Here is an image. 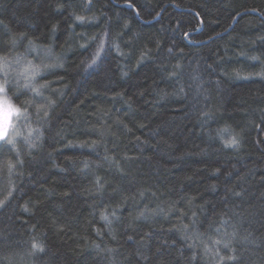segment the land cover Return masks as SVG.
I'll use <instances>...</instances> for the list:
<instances>
[{
  "label": "trees",
  "instance_id": "trees-1",
  "mask_svg": "<svg viewBox=\"0 0 264 264\" xmlns=\"http://www.w3.org/2000/svg\"><path fill=\"white\" fill-rule=\"evenodd\" d=\"M13 65L58 103L22 168L0 143V264H264V0H0Z\"/></svg>",
  "mask_w": 264,
  "mask_h": 264
},
{
  "label": "clouds",
  "instance_id": "clouds-1",
  "mask_svg": "<svg viewBox=\"0 0 264 264\" xmlns=\"http://www.w3.org/2000/svg\"><path fill=\"white\" fill-rule=\"evenodd\" d=\"M83 23L82 21H80ZM102 35V33H101ZM94 44L99 40V37L91 38ZM47 68L51 69L53 66L48 65ZM59 67H63L60 65ZM48 73H41V79ZM0 82L3 83L5 91L0 93L8 98L12 105L19 109V115H13L11 109L6 105L0 103V131L6 128L9 124L12 125L10 129V135L13 139L12 149L15 154V168H22L24 166V157L31 156L33 151L38 150L41 147L40 141L44 135V122L48 120L51 115H54V110L58 103V91L52 88L53 81L43 79V82L38 84L24 83L19 72V69L13 65L11 69H6L5 73L0 76ZM33 87L39 88L40 95H37L33 91ZM31 95V100H25L23 103L19 102L21 94ZM62 95V90L59 92ZM48 105L52 109L50 113L47 109L43 112L37 113V106ZM31 109V111H30ZM227 128L221 129V132L227 133ZM239 144L237 146H229L224 144V140L220 138V134H217L216 139L226 149H239L242 146V137L239 133H236ZM23 161V163H21ZM12 170V169H11ZM9 169V172L11 173ZM8 195H11V190H6ZM115 218V212L109 214L108 211H101L99 218L101 221H105L107 224H111L112 220L109 218ZM33 251V250H32ZM39 252H43L44 248L41 247ZM36 252V251H35Z\"/></svg>",
  "mask_w": 264,
  "mask_h": 264
},
{
  "label": "snow or ice",
  "instance_id": "snow-or-ice-1",
  "mask_svg": "<svg viewBox=\"0 0 264 264\" xmlns=\"http://www.w3.org/2000/svg\"><path fill=\"white\" fill-rule=\"evenodd\" d=\"M128 3H131V0H127ZM89 3H91V0H89ZM76 19L78 21H84L85 18L84 17H80L77 16ZM188 33H184V36H188ZM219 35V34H217ZM105 39H101L99 41L96 42V52L94 53V56L97 57V59L92 60L91 64L88 65L89 68L92 67H97L99 64H102L104 62V60L106 59L108 53L111 51V48L113 47L112 43H111V37L108 34H105ZM209 39H211V37H209ZM107 45V47L105 46ZM117 50H119V47L116 46ZM169 52H171L172 50L169 49ZM182 51V50H181ZM101 53H103V55H101ZM122 54V53H121ZM141 59L143 60V57H141ZM250 59L252 60H258L259 57H250ZM25 72H28L29 74L26 76V79L29 81V83H31V81L37 77V75L40 72V68L38 66L33 67L32 71L29 72V70L26 68ZM124 75H127V73H124ZM173 75H175V73H173ZM238 75V73H237ZM5 91L4 89V85L2 82H0V93H3ZM33 91L37 94L40 95V91L39 88L33 87ZM183 90L181 89V94H182ZM0 103L2 104H6L10 109L13 115H19V109L16 108L14 105L11 104V102L8 100V98L4 95H0ZM205 115H208V113H205ZM12 125L9 124L6 128H4L2 131H0V143L2 144H6V145H11L14 146L13 144V139L10 135V129H11ZM227 129H225L226 131ZM224 144L225 145H229V146H237L239 144V141L237 139L236 136H233L231 139L229 140H224ZM87 146V145H85ZM21 163H23V161H21ZM7 165L8 168L11 170L13 168H15V163L11 160L7 161ZM87 166V165H86ZM217 172L219 171V169L216 170ZM12 195V192H11ZM11 195H8L7 192L4 195L3 199H0V208H4L8 206L9 203V197H11ZM25 210L27 211V207H25ZM140 215H143V213H141ZM189 226L188 225H184V228L187 229ZM218 232L220 231L219 229L217 230ZM229 234L227 232L224 233V236H228ZM232 236L235 235V233L231 234ZM128 239H133V237H128ZM215 243L217 245L219 244H223L225 249H229V244L230 241L228 240H224V239H220V240H216ZM41 246L39 244L33 243L32 245V250L33 252L40 250ZM159 251V249H158ZM206 252L210 251V249H205ZM231 251L233 253H235V249H231ZM214 255L219 257V264H224V261H230L231 264H239V257L236 256L235 254L233 255H229L226 257L223 256H219V250L217 249V251L214 253ZM144 259H147V257H144Z\"/></svg>",
  "mask_w": 264,
  "mask_h": 264
}]
</instances>
